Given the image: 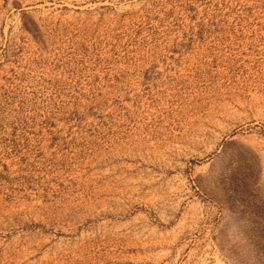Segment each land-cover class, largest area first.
Listing matches in <instances>:
<instances>
[{
	"label": "rangeland",
	"instance_id": "rangeland-1",
	"mask_svg": "<svg viewBox=\"0 0 264 264\" xmlns=\"http://www.w3.org/2000/svg\"><path fill=\"white\" fill-rule=\"evenodd\" d=\"M0 264H264V0H0Z\"/></svg>",
	"mask_w": 264,
	"mask_h": 264
}]
</instances>
